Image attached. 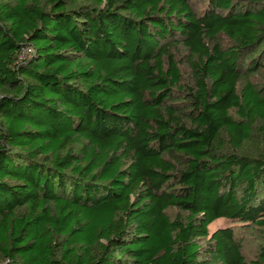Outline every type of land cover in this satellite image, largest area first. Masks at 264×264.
<instances>
[{
	"label": "trees",
	"instance_id": "16d2710c",
	"mask_svg": "<svg viewBox=\"0 0 264 264\" xmlns=\"http://www.w3.org/2000/svg\"><path fill=\"white\" fill-rule=\"evenodd\" d=\"M249 229L264 0H0V264H264Z\"/></svg>",
	"mask_w": 264,
	"mask_h": 264
},
{
	"label": "rangeland",
	"instance_id": "374dc122",
	"mask_svg": "<svg viewBox=\"0 0 264 264\" xmlns=\"http://www.w3.org/2000/svg\"><path fill=\"white\" fill-rule=\"evenodd\" d=\"M191 1L196 11L199 12L205 8L206 0H191ZM174 54H175L176 62L178 64V67L180 68L183 77V82L190 83L191 82L190 72L185 63L186 58H185L184 50L177 49L174 51ZM176 213L177 212L175 210L170 211L171 216L175 215ZM222 224H223V220L214 222L209 227V233L214 232ZM237 239L241 240V246H242L241 253L246 259V261L256 259L259 254L260 246L264 245V233H261L260 231L255 229L253 230L249 229L248 231L239 232L237 235ZM200 244L201 246H205L206 241L203 240L200 242Z\"/></svg>",
	"mask_w": 264,
	"mask_h": 264
}]
</instances>
